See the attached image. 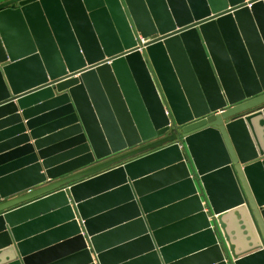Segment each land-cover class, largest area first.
Instances as JSON below:
<instances>
[{
    "label": "water",
    "instance_id": "water-1",
    "mask_svg": "<svg viewBox=\"0 0 264 264\" xmlns=\"http://www.w3.org/2000/svg\"><path fill=\"white\" fill-rule=\"evenodd\" d=\"M0 264H264V0L0 1Z\"/></svg>",
    "mask_w": 264,
    "mask_h": 264
},
{
    "label": "built area",
    "instance_id": "built-area-1",
    "mask_svg": "<svg viewBox=\"0 0 264 264\" xmlns=\"http://www.w3.org/2000/svg\"><path fill=\"white\" fill-rule=\"evenodd\" d=\"M136 37H137V38H140V39L142 40L143 43H144L145 41H147V39L142 38V36L140 35V33H136ZM140 50L142 51V48H140ZM180 147H181V149H183L182 144H180ZM64 189H67V187H65ZM210 217H211V216H210Z\"/></svg>",
    "mask_w": 264,
    "mask_h": 264
},
{
    "label": "crops",
    "instance_id": "crops-1",
    "mask_svg": "<svg viewBox=\"0 0 264 264\" xmlns=\"http://www.w3.org/2000/svg\"><path fill=\"white\" fill-rule=\"evenodd\" d=\"M0 1H3V0H0ZM34 140H31V142H33ZM85 233V232H84ZM92 250V249H91Z\"/></svg>",
    "mask_w": 264,
    "mask_h": 264
}]
</instances>
